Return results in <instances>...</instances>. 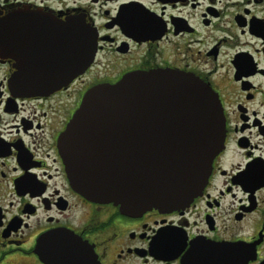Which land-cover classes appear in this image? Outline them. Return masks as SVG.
I'll use <instances>...</instances> for the list:
<instances>
[{
    "label": "flooded vegetation",
    "instance_id": "flooded-vegetation-1",
    "mask_svg": "<svg viewBox=\"0 0 264 264\" xmlns=\"http://www.w3.org/2000/svg\"><path fill=\"white\" fill-rule=\"evenodd\" d=\"M26 13L55 27L83 18L97 45L84 72L37 96L12 87L20 62L0 55V264L55 263L48 245L75 243L98 264H182L198 242L241 246L248 264H264V0L0 2L1 25ZM136 72L192 75L219 97L224 145L184 209L129 216L69 179L61 138L86 92Z\"/></svg>",
    "mask_w": 264,
    "mask_h": 264
},
{
    "label": "water",
    "instance_id": "water-1",
    "mask_svg": "<svg viewBox=\"0 0 264 264\" xmlns=\"http://www.w3.org/2000/svg\"><path fill=\"white\" fill-rule=\"evenodd\" d=\"M46 19L26 13L0 24V55L20 62L10 84L22 95L66 86L94 56L96 33L83 18L58 27ZM224 138L223 109L207 84L181 72H136L87 91L60 146L74 189L89 200L112 203L122 213L138 216L189 206L206 187ZM47 248L61 257L54 256L55 263L45 257L49 264H98L86 245ZM242 250L198 242L182 264H235L231 254ZM251 258L244 248L238 264Z\"/></svg>",
    "mask_w": 264,
    "mask_h": 264
},
{
    "label": "snow or ice",
    "instance_id": "snow-or-ice-1",
    "mask_svg": "<svg viewBox=\"0 0 264 264\" xmlns=\"http://www.w3.org/2000/svg\"><path fill=\"white\" fill-rule=\"evenodd\" d=\"M0 2H2V0H0ZM253 258H255V256H253Z\"/></svg>",
    "mask_w": 264,
    "mask_h": 264
}]
</instances>
